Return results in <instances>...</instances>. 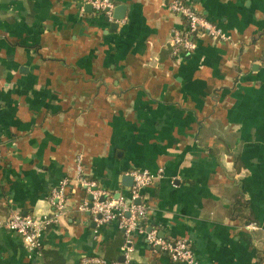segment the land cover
I'll use <instances>...</instances> for the list:
<instances>
[{
  "label": "crops",
  "instance_id": "crops-1",
  "mask_svg": "<svg viewBox=\"0 0 264 264\" xmlns=\"http://www.w3.org/2000/svg\"><path fill=\"white\" fill-rule=\"evenodd\" d=\"M113 1L122 20L87 0H0V221L50 214L70 182L42 255L0 229V264L124 261L117 223L78 210L80 157L82 176L116 196L132 171L155 175L142 224L186 240L198 264H264V0H186L227 39L200 34L180 56L186 23L169 0ZM133 241L132 264H176Z\"/></svg>",
  "mask_w": 264,
  "mask_h": 264
},
{
  "label": "built area",
  "instance_id": "built-area-1",
  "mask_svg": "<svg viewBox=\"0 0 264 264\" xmlns=\"http://www.w3.org/2000/svg\"><path fill=\"white\" fill-rule=\"evenodd\" d=\"M86 4L98 13L108 17L114 22L113 12L116 5L113 0H87ZM169 9L183 17L186 25L181 31H174L173 53L176 56L191 53L197 49L195 38L200 34H207L213 39L226 40L224 31L216 24L210 22L204 16L197 13L186 0H169ZM0 152V160H1ZM82 157L78 160V182L86 192V197L79 205L78 210L91 216L97 226L117 223L120 230L126 236L123 262H108L102 258L85 259L83 264H132L131 255L134 251V235L144 236L152 247H159L176 264H198V261L186 240L170 241L158 236L157 232H148L142 224L148 216V208L142 203L143 191L154 183L155 175L149 171L135 170L129 173L133 178V186L129 188L127 196L99 187L97 181L82 176ZM70 182L62 180L53 189L48 201L52 212L40 217L12 213L4 221H0V229L16 233L21 236L24 245L30 252L42 255L43 239L46 232L60 223L66 216L69 200L67 188ZM104 199V200H103ZM140 202V203H138ZM258 225L247 226L250 231L258 230Z\"/></svg>",
  "mask_w": 264,
  "mask_h": 264
},
{
  "label": "water",
  "instance_id": "water-1",
  "mask_svg": "<svg viewBox=\"0 0 264 264\" xmlns=\"http://www.w3.org/2000/svg\"><path fill=\"white\" fill-rule=\"evenodd\" d=\"M125 11H126V7H124V6H119L118 8H116L114 11L115 19L116 20H122L124 18ZM123 185L127 188L132 187L133 186V178L129 175L124 176L123 177ZM138 203H140V202H138Z\"/></svg>",
  "mask_w": 264,
  "mask_h": 264
},
{
  "label": "trees",
  "instance_id": "trees-1",
  "mask_svg": "<svg viewBox=\"0 0 264 264\" xmlns=\"http://www.w3.org/2000/svg\"><path fill=\"white\" fill-rule=\"evenodd\" d=\"M249 225H251V223L250 224H247V226H249Z\"/></svg>",
  "mask_w": 264,
  "mask_h": 264
}]
</instances>
